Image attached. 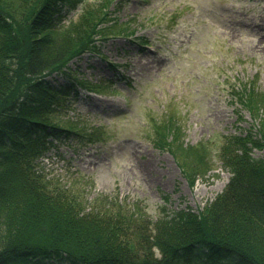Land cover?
Here are the masks:
<instances>
[{"label": "trees", "instance_id": "16d2710c", "mask_svg": "<svg viewBox=\"0 0 264 264\" xmlns=\"http://www.w3.org/2000/svg\"><path fill=\"white\" fill-rule=\"evenodd\" d=\"M78 2L0 0V264H264V155L254 156L264 150V93L247 81L232 94L238 117L247 112L252 121L225 135L220 159L229 178L201 207L152 220L112 199L86 210L44 173L40 157L54 137L75 131L87 139L62 120L66 94L77 86L107 92L77 78L54 86L45 75L66 72L94 50L95 36L131 32L100 26L109 14L103 3H85L66 22L67 6ZM150 128L153 144L170 152L190 184L213 168L209 151L186 144L174 120L154 119Z\"/></svg>", "mask_w": 264, "mask_h": 264}, {"label": "rangeland", "instance_id": "374dc122", "mask_svg": "<svg viewBox=\"0 0 264 264\" xmlns=\"http://www.w3.org/2000/svg\"><path fill=\"white\" fill-rule=\"evenodd\" d=\"M85 3L107 6L100 26L131 29L150 48L121 34L95 36L94 50L71 60L66 72L45 75L54 86L77 78L107 92L77 86L76 95L66 94L59 114L87 139L75 131L54 137L40 157L44 173L86 210L112 199L152 220L201 207L228 181L220 159L225 135L252 121L234 110V88L247 81L264 93V0H79L67 6L66 22L78 19ZM154 119L174 120L186 144L209 151L213 168L190 184L170 152L153 144Z\"/></svg>", "mask_w": 264, "mask_h": 264}]
</instances>
